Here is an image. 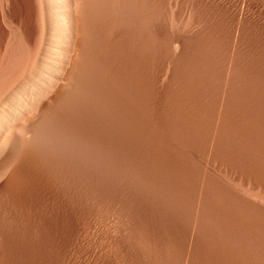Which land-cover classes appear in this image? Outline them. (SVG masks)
Returning <instances> with one entry per match:
<instances>
[{
    "label": "rangeland",
    "instance_id": "obj_1",
    "mask_svg": "<svg viewBox=\"0 0 264 264\" xmlns=\"http://www.w3.org/2000/svg\"><path fill=\"white\" fill-rule=\"evenodd\" d=\"M138 118L100 189L29 178L0 209V264H264L261 205L238 185L264 174V0H152Z\"/></svg>",
    "mask_w": 264,
    "mask_h": 264
},
{
    "label": "bare ground",
    "instance_id": "obj_2",
    "mask_svg": "<svg viewBox=\"0 0 264 264\" xmlns=\"http://www.w3.org/2000/svg\"><path fill=\"white\" fill-rule=\"evenodd\" d=\"M151 20L152 0H0V209L35 175L100 189L119 137L148 117ZM244 181L264 219V182Z\"/></svg>",
    "mask_w": 264,
    "mask_h": 264
}]
</instances>
